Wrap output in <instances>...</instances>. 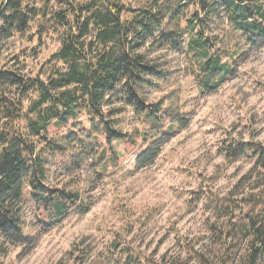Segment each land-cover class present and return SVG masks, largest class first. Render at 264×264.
I'll return each mask as SVG.
<instances>
[{"label": "clouds", "instance_id": "9594fccd", "mask_svg": "<svg viewBox=\"0 0 264 264\" xmlns=\"http://www.w3.org/2000/svg\"><path fill=\"white\" fill-rule=\"evenodd\" d=\"M70 2L101 16L115 12L113 3L151 4ZM169 2L156 0L151 14ZM231 3L253 14L237 20L225 0H182L183 15L171 23L165 16L135 48L143 26L127 13L110 39L100 33L112 25L90 21L81 37L77 25L48 19L66 7L57 0L47 17L29 21L32 33L44 28L47 51L32 56V48L40 52L33 39L20 63L6 65L24 80L0 86V97L8 96L0 103V159L18 150L26 165L9 221L0 195V264H32V241L65 218L74 227L41 257L45 264H264V15L256 14L264 0ZM23 4L42 9L45 0ZM241 24L261 27L249 33ZM162 33L171 35L163 40ZM9 43L16 37L0 40ZM69 43L75 56L64 55ZM105 55L143 56L158 78L128 93L124 73L90 103ZM209 57L215 70L205 68Z\"/></svg>", "mask_w": 264, "mask_h": 264}, {"label": "trees", "instance_id": "16d2710c", "mask_svg": "<svg viewBox=\"0 0 264 264\" xmlns=\"http://www.w3.org/2000/svg\"><path fill=\"white\" fill-rule=\"evenodd\" d=\"M50 0H45L44 8L37 9L35 5L29 6L27 4L22 5V0H7V4L0 5V18H3L4 25L0 26V40L11 41L13 36L17 39H25L32 41L36 39L39 43L45 40L44 28H38L35 33L30 31L29 21L34 20L37 13H40L42 16L47 17L49 11ZM58 4H65L66 7L59 12L54 14V17H48V19H55V22L60 25L67 24H75L77 25V31L79 35L82 37L86 33L89 32V22H93L97 26L99 24L112 25V27L102 33H100V37L102 39H110L114 34H118L120 31V24L117 22H123V18L125 14L131 17L132 21H134L137 25L143 26V31L137 32L139 40L135 44L132 45L133 48L137 46H142L143 43L151 37L153 27L159 25L160 22L164 19L165 16L169 17V22L173 19H179L180 16L184 13V7H181L182 0H170V2L165 6L162 14L159 16L152 15L150 12V8L152 6H156V0H151V4L147 7L138 8L132 7L131 5L125 4H112V8L115 9L114 13H110L109 15L101 16L99 12H93L92 6L89 4H80L74 6L70 0H57ZM225 4L228 8H230L237 20L246 19L247 16L253 14V10L248 6L243 8L239 7L231 3V0H225ZM22 7L24 10H22ZM186 7V6H185ZM203 7V5H202ZM71 14V15H70ZM257 15H264V13L256 12ZM199 14L193 12V17L198 16ZM81 19H83V23L81 24ZM189 26L194 28L195 23L192 19L188 21ZM247 32L254 33L258 27H261L257 24L247 25L241 24ZM131 28L132 26L129 25ZM135 30V29H133ZM171 33L164 34L162 33L163 40H167L168 36ZM251 38V37H250ZM175 43V41H173ZM205 42H201L196 44V41H193V44H196L197 47H204ZM6 44H0V65H5L4 68L0 69V86H9L13 84H21L24 80V77L18 75L15 72H12L10 69L6 67L8 64H12L15 61L16 64L20 63V58L28 53L29 50L21 49L17 51H11L5 54ZM82 46V45H81ZM91 42L89 47L91 48ZM160 43L157 41H153L151 47H159ZM64 55L66 56H75L76 50L71 43H69L63 49ZM197 53H194V55ZM33 56V53L31 52ZM52 56L55 53L51 54ZM51 59V56L48 57ZM47 60H45V63ZM99 65L98 74L94 73L95 83L93 85V95L91 97L90 103H95L99 101L102 97L103 93L113 88V85L117 82L120 75L124 73H128L131 79V83L125 89L126 92L131 93L136 87L140 86V82L145 78L157 79L158 77L153 76L151 69L152 65L143 62V56L135 57L134 61L124 58H117L115 56H101L100 60L97 61ZM15 67V64H13ZM217 65L212 62V58H208V63L205 65V68H211L215 70ZM33 79V77H29V80ZM71 79L80 80L79 76L74 75ZM210 79L209 77L205 78ZM213 82L216 81L213 79ZM226 80L224 81V83ZM63 86V85H62ZM8 96L4 95L0 97V103H7ZM74 103V98L70 101ZM241 144H250L251 141H241ZM234 151L240 152L242 149H235ZM0 172H3L6 175L7 183L3 184L0 187V195H3L4 199L2 203L8 205L5 208L4 216L5 220H11V207L13 201L19 197V181L21 180V176L26 174V165L25 161L20 158V153L18 150H13L12 152H8L3 159H0ZM51 192L59 191V189H51ZM62 212V208L60 209ZM247 215V214H246ZM58 223L51 225L47 230L42 232H48L53 229ZM10 226V225H9ZM253 226H255L253 224ZM41 238V234L39 238L32 241V246L28 250V254L37 246ZM10 243V242H8ZM119 247L118 244H114V248ZM6 251L8 255L11 254V249L6 247ZM123 251V249H121ZM23 252V250H22ZM132 258L129 257V260ZM59 264V262L57 263Z\"/></svg>", "mask_w": 264, "mask_h": 264}, {"label": "rangeland", "instance_id": "374dc122", "mask_svg": "<svg viewBox=\"0 0 264 264\" xmlns=\"http://www.w3.org/2000/svg\"><path fill=\"white\" fill-rule=\"evenodd\" d=\"M36 40V39H35ZM37 41V40H36ZM31 41L27 38L25 39H17L16 43L13 45L11 43L6 44L4 50L5 54L11 51H19L21 49H26L27 45ZM37 45L40 48V52H37L36 48H32L31 52L34 57H39L43 52L47 51L44 47L45 40L39 43L37 41ZM28 50V48H27ZM225 83H228L226 81ZM74 227L69 218H65L63 221L58 223L53 229L48 232H41V238L37 246L29 253L32 257H34L32 264H45V261L41 259L42 256L46 255L47 252L56 249L57 246L64 240V236L67 235V231ZM11 255V254H10ZM18 259V257H17ZM58 263V262H57Z\"/></svg>", "mask_w": 264, "mask_h": 264}]
</instances>
